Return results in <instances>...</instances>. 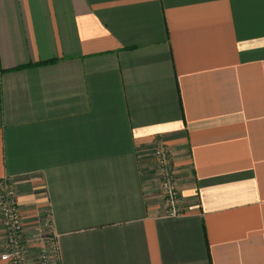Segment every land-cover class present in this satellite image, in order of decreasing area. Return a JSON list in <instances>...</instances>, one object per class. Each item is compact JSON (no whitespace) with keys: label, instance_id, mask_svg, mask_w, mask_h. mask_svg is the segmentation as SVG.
<instances>
[{"label":"crops","instance_id":"0c3cea01","mask_svg":"<svg viewBox=\"0 0 264 264\" xmlns=\"http://www.w3.org/2000/svg\"><path fill=\"white\" fill-rule=\"evenodd\" d=\"M4 179L34 264H264V0H0Z\"/></svg>","mask_w":264,"mask_h":264},{"label":"built area","instance_id":"2783aa9c","mask_svg":"<svg viewBox=\"0 0 264 264\" xmlns=\"http://www.w3.org/2000/svg\"><path fill=\"white\" fill-rule=\"evenodd\" d=\"M155 155L158 160L159 195L163 200L164 214L170 218L181 217L183 206L170 152L161 142H157ZM0 214L6 246L2 261L7 264H34L28 257L24 218L15 189L9 179L0 182ZM44 242L46 247L37 264H61L58 236L51 228L46 227Z\"/></svg>","mask_w":264,"mask_h":264}]
</instances>
